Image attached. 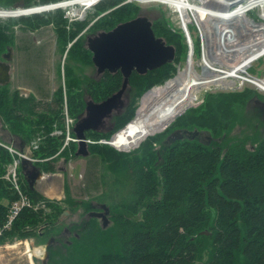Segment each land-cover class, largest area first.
I'll return each mask as SVG.
<instances>
[{
  "label": "trees",
  "instance_id": "obj_1",
  "mask_svg": "<svg viewBox=\"0 0 264 264\" xmlns=\"http://www.w3.org/2000/svg\"><path fill=\"white\" fill-rule=\"evenodd\" d=\"M59 1L63 0H0V9ZM139 14L144 13L135 2L101 0L95 5L93 16L83 21L69 23L61 8L0 18V56L13 45L16 24L29 30L51 25L62 53L67 49L65 59L81 66L92 65L84 35L109 30ZM152 29L155 36L174 46L173 61L144 74L130 75L133 99L122 113L114 116L113 128L86 132V137L93 140L89 143L90 154H96L114 175L111 192L121 194L120 201L106 204L112 210L109 217L113 223L103 228L95 217L87 218L80 227L74 226L63 253L47 248L46 264H264V134L254 135L252 140L248 134L241 138L229 136L236 125L241 126L248 119V102L254 96L264 100V96L248 87L207 92L199 105L186 109L163 132L145 138L132 153L100 142L129 122L135 115L137 99L173 77L176 65L187 57L189 46L182 29H172L164 15L152 20ZM63 69L65 89L59 85L44 108L32 95H20L7 84L0 85V138L2 132H7L9 138L16 137L26 145L37 134L42 135L33 154L47 159L35 163L45 172L54 170L58 157L75 156L74 142L61 149L63 135L50 134L55 128H63L64 95L68 113L76 119L83 110L85 88L93 100L100 101L116 92L122 82L119 71L105 72L93 81L83 73L75 74L66 61ZM173 129L201 130L216 141L206 145L195 139L163 140ZM11 158L0 146V224L16 198L4 177ZM20 174L23 191L34 203L44 199L47 211L23 208L0 243L54 236L59 230L60 216L70 204L63 206L68 198L62 202L45 198ZM40 225L44 227L39 231L36 228Z\"/></svg>",
  "mask_w": 264,
  "mask_h": 264
},
{
  "label": "rangeland",
  "instance_id": "obj_2",
  "mask_svg": "<svg viewBox=\"0 0 264 264\" xmlns=\"http://www.w3.org/2000/svg\"><path fill=\"white\" fill-rule=\"evenodd\" d=\"M126 1H130V2L132 1L138 4L141 7L143 13L151 20H156L160 16L164 15L169 20V24L172 29L174 30L182 29L181 20L176 15L177 13L169 5L160 2L142 3L136 0H126ZM190 1L197 3L200 0H190ZM96 4L86 9L82 8V6H80L79 4H76L74 6L62 7L61 9L64 10V16L68 19V22L70 23L75 20L83 21L91 18L93 16ZM49 11L51 10L44 12H49ZM263 14L264 13L263 10L261 9V6L253 7L246 12L247 18L250 19L251 22L254 24L264 23ZM21 16H25V15H21ZM10 17L12 16L9 17L0 16V18L3 20ZM91 23L92 22H90V24ZM187 26H188L187 28L188 34L190 38H192L191 41L194 42L195 51L193 52V54L195 59V68L197 71L201 72L202 60L204 56L205 58H207V60L211 62H213L211 58H215L212 55V52L210 56H208V50H210L209 46H211L212 51L216 50V48H214V46L211 44H209V46L208 45L206 46V39L205 36H203L202 34L201 26H196L192 23H189ZM207 28H209V30H212L211 26L209 27L207 26ZM182 30L185 32L184 29ZM199 30H201V33ZM239 30L243 31V35L237 38H239V41L242 40L243 41L242 43H247L248 38L251 37V34L247 32H250L251 30H243L241 29V27H239ZM14 32H15L14 41H13V45L11 46L12 49V59L10 61L11 77H10V82L7 85L9 89L17 90L20 94L23 95L33 94L34 97L41 102L40 106L42 108H44V106H46L47 103H50L53 92L58 88L59 85H61L62 88L65 89L66 76H65V69H63L64 61L70 63L75 74H79L80 72L81 73L94 72L93 65L81 66L79 62H73L72 60L65 59V54L67 49L65 50V52L62 53L57 43L56 34L51 25L41 26L35 30H29V29H23V25L21 23H18L14 26ZM185 38L187 44L189 45V39L187 38L186 32H185ZM198 42L200 45V53H199ZM188 54L185 60L182 59L176 65V72L174 76L176 75L179 68L184 67L186 60L188 58ZM214 65H212L214 68H219V64L215 63ZM59 67L61 69H59ZM215 70H227V69H215ZM246 70L255 77L263 78L264 53L259 55L256 59H254L250 63V65L246 68ZM225 81H227L228 83L219 82L200 89L196 94L197 97L194 104L190 107H195L199 105L202 102L203 95L207 92L232 91V90L234 91L248 87L257 91L261 96H264V92L259 91L254 85L250 83L241 84L238 80L233 78L225 79ZM141 96L136 101L137 107L140 103ZM132 99H133L132 92L130 90L128 94V100L125 101V105L123 109L120 111V113H122L125 110V108L131 104ZM252 104H256V103H254V101L251 102L250 100L248 102V106L245 109V111L248 113L246 115L248 119L241 126L236 125L229 133V136L241 138L248 134L251 137L250 139L252 140L254 135L261 136L262 134H264V114L261 115L259 110L254 108L255 106L252 107ZM62 105L67 107L66 98H63ZM182 113H184V111ZM252 113L253 114L256 113L257 116H254ZM70 118H72L73 121L75 120V118L71 116ZM108 120L110 121L112 119L110 118ZM173 121H175V119ZM172 122H170L164 129L154 134L163 132ZM172 136L174 138V134L165 135L163 140L170 139ZM247 145L248 146L251 145L250 141L247 142ZM139 146L140 144L137 147L131 148L127 151L119 150L115 147L114 148L117 149L118 151L132 153ZM155 147H159V146L155 145ZM53 167L54 170L52 172H54L55 174L51 176V173H48L50 171L45 172L43 176L37 180L35 187L37 189H40L44 193L42 195H44L48 199H54L59 202L64 201L66 198L69 199V201L65 200L63 205V206H67V203H70L69 206L66 207L65 209V211H68V213H62L59 219L61 220V222L59 223L58 226L59 229L58 232L63 233V235L60 234L61 236L59 237V234L58 235L54 234V236L60 239L63 238V240L70 239L71 236L70 234H68L66 229L71 228L72 229L71 232H74L76 228L80 227L81 224L87 218H89L88 211L84 209L85 206H88L89 201H92L93 203L101 202L104 204H107L108 202L116 203L120 201L119 199L121 198V194H116L115 190L111 192V187L115 186L114 185L115 178L113 173L107 170L105 165H103V163L100 161L99 157L96 154H89L88 156L85 157L75 155L70 158L60 156L55 160ZM49 189L51 193H47V190ZM117 192L120 193V190H117ZM62 194L64 197L61 196ZM109 195L112 196L109 197ZM57 196H59V198ZM63 218L65 219L64 222H63ZM108 218L109 221L106 227L111 226L113 223L112 218L109 217V215ZM98 223L99 225H101L100 219H98ZM54 236H49L47 238L30 237L27 239V241L28 244L30 245V248L36 246L43 247L46 246V243L50 239V237H54ZM24 241L25 240L14 239L11 241L6 240L4 243H0V264H46L47 263V260L49 258V253L47 257L45 256L44 253L42 255L32 256V263H31L30 258L27 252L25 251L26 246ZM54 249H59V251L62 253L64 252V246L59 248L56 247ZM43 260H45V262H43Z\"/></svg>",
  "mask_w": 264,
  "mask_h": 264
},
{
  "label": "bare ground",
  "instance_id": "obj_3",
  "mask_svg": "<svg viewBox=\"0 0 264 264\" xmlns=\"http://www.w3.org/2000/svg\"><path fill=\"white\" fill-rule=\"evenodd\" d=\"M99 1L101 0H65L57 8L79 4L86 9ZM136 1L167 4L182 15L185 25L193 18L197 19L201 22L200 26L206 39V46L211 44L216 50L212 51L211 46H209L208 56L212 52L215 58H211L213 61L211 62L204 56L202 71L199 72L195 68L193 41H190L191 51L184 67L179 68L175 76L145 92L141 96L135 116L111 137V143L116 148L125 151L137 147L146 137L164 129L185 109L192 106L200 89L219 82L228 83L225 81L228 78H237L240 71H245L256 57L264 53V23L254 24L246 16L249 8L256 6H261L264 13V0H226L222 8L217 5L219 3L213 2L214 0L207 2L200 0L197 3L185 2V0ZM231 2L232 5H236V3H241V5L230 11L227 9L229 6L226 5ZM53 9L56 7H43L38 10L44 12ZM16 13L27 15L29 12L26 10H0V16L3 17L13 16ZM233 18L238 19L232 21ZM220 20L225 21L223 27L219 24ZM207 26H211L212 30H209ZM239 27L243 30H251L247 32L251 34L247 43H242L243 41H239L237 38L243 35V31L239 30ZM215 63L219 64V68L212 66ZM254 82L260 88H264V79L260 81L254 79ZM44 248L45 246L30 248V245L26 244L27 254L31 257L42 255Z\"/></svg>",
  "mask_w": 264,
  "mask_h": 264
},
{
  "label": "water",
  "instance_id": "obj_4",
  "mask_svg": "<svg viewBox=\"0 0 264 264\" xmlns=\"http://www.w3.org/2000/svg\"><path fill=\"white\" fill-rule=\"evenodd\" d=\"M63 2L65 1L38 5L29 8H23L21 5H18L15 9L7 11L26 10L29 12L28 14L40 13L38 10L40 8H57L59 4ZM108 11L109 10L101 13L99 16ZM18 14L21 16L20 13H16L13 14L12 17H17ZM86 46L92 53L91 62L96 68L97 73L100 74L104 71L114 73L119 71L122 75V82L119 89L105 99L100 101L89 99L85 101L83 115L78 117L73 125V132L78 138L75 155L81 157H85L90 154L89 145L86 140V132H105L101 128L104 121L111 117L114 111L118 112L124 107L125 103L123 101V96L127 90L131 72L135 70L139 74H144L148 70L158 68L173 61L175 57L174 46L167 44L163 38L155 36L152 29V20L145 14H139L129 20L120 22L109 30L98 31L93 35L87 36ZM190 51L191 46L189 40V53ZM11 59L12 49L11 47H7L6 51L1 54L0 58V85H6L10 81ZM251 100L264 105V102L256 96H254ZM176 133H179L177 136L178 138H187L192 140L196 135L205 132L197 129H177L170 135H175ZM206 135L209 139L211 138L210 134ZM112 136L113 135H111V137ZM111 137L110 139L105 140V142L115 147L111 143ZM26 163H28L26 160L22 161L21 168L23 175L28 185L31 188H34L36 180L41 175V171L32 163L30 164L34 170H26ZM100 207L102 211H89L88 216L100 219L101 226L105 228L109 221V207L104 203H102ZM63 213H68V211H64ZM202 233L204 234L207 232L203 231ZM46 250L47 248L45 246L44 254L47 257L48 252ZM43 262H45V260H43Z\"/></svg>",
  "mask_w": 264,
  "mask_h": 264
},
{
  "label": "built area",
  "instance_id": "obj_5",
  "mask_svg": "<svg viewBox=\"0 0 264 264\" xmlns=\"http://www.w3.org/2000/svg\"><path fill=\"white\" fill-rule=\"evenodd\" d=\"M207 1H209V0H206V2ZM225 1L226 0H214L213 2L219 3L217 5H220L222 8L224 6ZM185 2H191V1L185 0ZM240 5H241V3H236V5L235 4L232 5V2H231V3H228L226 6H229L227 9L231 11V10L236 9V7L237 6L239 7ZM250 9L251 8H249V10ZM173 10L177 13L176 15L181 20L182 29L185 30V32L187 34V38L189 39L190 36L188 34V31H187V28H188L187 25L189 23H192L196 26H200L201 22L198 21L197 19L193 18L189 23H187V25H185L183 23V20H182V15L178 11H176L174 8H173ZM237 19L238 18H233L231 20L233 21V20H237ZM224 22L225 21L220 20L219 24L221 26H223ZM199 31L201 33V30H199ZM233 79L238 80L241 84L250 83V84L254 85L259 91L264 92V88H260L258 86V84L254 82V79H257L260 81V80L264 79V77L263 78L255 77V76L251 75L249 72H247L246 69H245V71H240L239 76L237 78H233ZM244 79H246V80H244ZM62 116H63V118H62L63 128H61V129L55 128L50 133L51 135H63L64 139H63V145H62L61 149L66 147L70 142H77L78 141V138L74 136L73 131H72L73 119L70 118V116L68 114L67 107L64 105H63V109H62ZM42 138H43L42 135L37 134L22 149L14 146L11 143L5 142L4 140H2L0 138V146L4 147L10 153V155L12 157L11 161L6 166V173H5L4 177L7 181H9L12 188L16 192V198L9 205L7 215H6V219L4 220V222L2 224H0V238L4 235V233L7 230H9L11 228L14 220L16 219L19 212L23 208L27 207V208H31L33 210L42 209V210L47 211L46 201L44 199L39 200L38 202L34 203L28 197V195L23 191V189L21 187V174H20L21 173L20 172V166H21L23 160H26L30 163H34V162L41 161V160H47L45 158H43V159L37 158L33 154V151L39 147V144H40ZM87 142L90 143L93 141H91L90 139H87ZM43 227H44V225H40L36 229H38L40 231L43 229ZM25 251L27 252V249ZM29 258H32V257L29 256ZM30 261L32 263V260H30Z\"/></svg>",
  "mask_w": 264,
  "mask_h": 264
},
{
  "label": "flooded vegetation",
  "instance_id": "obj_6",
  "mask_svg": "<svg viewBox=\"0 0 264 264\" xmlns=\"http://www.w3.org/2000/svg\"><path fill=\"white\" fill-rule=\"evenodd\" d=\"M143 12V11H142ZM98 31H95V32H90V33H87V34H85L84 35V43H85V45H86V38H87V36H90V35H93L94 33H97ZM87 47V46H86ZM88 49V48H87ZM91 55H92V53H91ZM93 65V64H92ZM94 67V66H93ZM11 70V69H10ZM105 72H108V71H104L103 73H100V74H98L97 73V71H96V68L94 67V72H91V73H87V72H84L83 74L85 75V76H87L89 79H91V80H93V81H96V80H98V79H100L103 75H104V73ZM134 72H136L135 70H133L132 72H131V75L134 73ZM81 73V72H80ZM110 73V72H109ZM115 73V72H114ZM137 73V72H136ZM10 74H11V72H10ZM139 74V73H138ZM121 78H122V76H121ZM90 86H92L93 87V84H92V81H91V84H90ZM131 88H132V86H131V84H130V82L128 83V86H127V90H126V92H125V94H124V96H123V101H124V103H125V101H127L128 100V94H129V91L131 90ZM84 92H85V94L83 95V103H84V105H83V110L82 111H80V112H78L77 113V115H76V119L78 118V117H81L82 115H83V111H84V107H85V101L86 100H89V99H92V97L89 95V94H87L86 93V88L84 89ZM20 94V93H19ZM20 95H23V94H20ZM30 95H32L33 96V98H35L34 97V95L33 94H30ZM30 95H24V96H30ZM36 99V98H35ZM260 99V98H259ZM36 100H38V99H36ZM261 101H263L264 102V100H262V99H260ZM95 101V100H94ZM252 101H254V100H251V102ZM254 103H256V104H252V107H254V108H256V109H258L260 112H262L263 114H264V105H262L261 103H259V102H254ZM123 109V108H122ZM121 109V110H122ZM121 110H119L118 112L117 111H114L113 112V114L111 115V117H109V118H107L105 121H104V123H103V125H102V129L104 130V131H110L112 128H113V126H114V124H115V122H114V120H113V118H114V116L115 115H118V114H120V111ZM112 119V120H108V119ZM108 121H109V124H108ZM88 132V131H87ZM179 135V133H176L175 135H174V138H173V136L170 138V141H173V140H175V139H179V140H183V139H181V138H178L177 136ZM184 139H187V138H184ZM197 140V141H199V142H202V143H205L206 145H210L212 142H215V140L214 139H212V138H208L207 137V135H206V133H202V134H198V135H196L192 140ZM102 203L101 202H96V203H93L92 201H89V204H88V206L90 207L87 211L89 212V211H92V210H95V211H102V209H101V207H100V205H101ZM112 212V210H111V208L109 209V213H108V215L110 216V213ZM96 219H98V218H96ZM65 221V219L63 218V222ZM61 222V220H59V222L58 223H60ZM71 225V224H70ZM66 229V228H65ZM66 231L68 232V234H70V236H72L73 234H74V232H71L72 231V229L70 228V229H66ZM71 232V233H70ZM59 234V237L61 236L60 234H62L63 235V233H59V232H57V234L56 235H58ZM69 236V237H70ZM51 239V240H50ZM50 239L47 241V243H46V248H48L49 246L50 247H52V248H56V247H62V246H64V244H69L70 243V239H66V240H63V238L62 239H60V238H58V237H56V236H54V237H50Z\"/></svg>",
  "mask_w": 264,
  "mask_h": 264
},
{
  "label": "crops",
  "instance_id": "obj_7",
  "mask_svg": "<svg viewBox=\"0 0 264 264\" xmlns=\"http://www.w3.org/2000/svg\"><path fill=\"white\" fill-rule=\"evenodd\" d=\"M8 133L7 132H2V134H1V138H2V140H4V141H6V142H11L12 144H15L17 147H24V144H22V142L20 141V139H18V138H16V137H12V138H9L8 136ZM53 165H54V163H53ZM26 170H28V171H32V170H34V169H32V167H27L26 168ZM59 170H62V169H59ZM40 171H41V175H40V177L38 178V179H40L42 176H43V174L45 173V171H43V170H41L40 169ZM48 173H51V176H53L55 173L54 172H52V171H50V172H48ZM37 179V180H38ZM37 180H36V182H37ZM64 183V182H63ZM36 188V187H35ZM37 189V188H36ZM41 194H44L40 189H37ZM47 193H51V191H50V189L49 190H47ZM44 196V195H43ZM62 197H64L63 196V194L61 195ZM45 197V196H44ZM58 198H59V196H57Z\"/></svg>",
  "mask_w": 264,
  "mask_h": 264
}]
</instances>
